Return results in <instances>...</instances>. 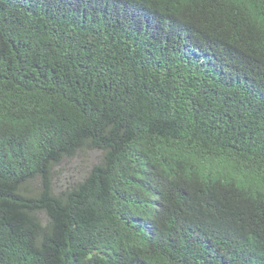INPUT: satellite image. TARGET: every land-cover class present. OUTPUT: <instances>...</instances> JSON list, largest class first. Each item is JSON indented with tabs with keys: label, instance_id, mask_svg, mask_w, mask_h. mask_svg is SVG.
<instances>
[{
	"label": "trees",
	"instance_id": "1",
	"mask_svg": "<svg viewBox=\"0 0 264 264\" xmlns=\"http://www.w3.org/2000/svg\"><path fill=\"white\" fill-rule=\"evenodd\" d=\"M89 1L0 0V264H264V0Z\"/></svg>",
	"mask_w": 264,
	"mask_h": 264
},
{
	"label": "rangeland",
	"instance_id": "2",
	"mask_svg": "<svg viewBox=\"0 0 264 264\" xmlns=\"http://www.w3.org/2000/svg\"><path fill=\"white\" fill-rule=\"evenodd\" d=\"M100 155V151L86 149L73 157L63 159L54 168V190L58 192L83 179Z\"/></svg>",
	"mask_w": 264,
	"mask_h": 264
},
{
	"label": "clouds",
	"instance_id": "3",
	"mask_svg": "<svg viewBox=\"0 0 264 264\" xmlns=\"http://www.w3.org/2000/svg\"><path fill=\"white\" fill-rule=\"evenodd\" d=\"M109 5L112 8H116L117 5H119V2L117 0H107ZM79 9H81V13L85 11L87 14L93 13V8L89 0H80L79 3ZM64 9H62L60 12H63ZM77 12H65L60 14L62 17H67L70 15H76ZM94 151V150H92ZM264 216V214H262ZM245 240L247 241V246L251 253L255 256H262L259 254V250L264 252V233H261L259 228L254 226V224H249L247 227V230L245 232Z\"/></svg>",
	"mask_w": 264,
	"mask_h": 264
}]
</instances>
